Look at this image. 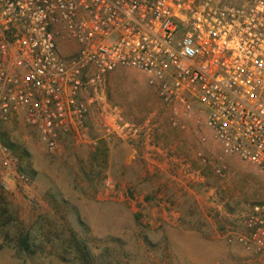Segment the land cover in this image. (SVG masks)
I'll use <instances>...</instances> for the list:
<instances>
[{
    "label": "built area",
    "instance_id": "2783aa9c",
    "mask_svg": "<svg viewBox=\"0 0 264 264\" xmlns=\"http://www.w3.org/2000/svg\"><path fill=\"white\" fill-rule=\"evenodd\" d=\"M126 68L166 106L196 117L220 150L218 176L237 157L264 177V0H0L1 186L32 181L1 138L6 126L22 119L54 152L87 131L107 81ZM102 118L107 140L132 146L145 132L117 108ZM225 236L248 264H264V201Z\"/></svg>",
    "mask_w": 264,
    "mask_h": 264
},
{
    "label": "rangeland",
    "instance_id": "374dc122",
    "mask_svg": "<svg viewBox=\"0 0 264 264\" xmlns=\"http://www.w3.org/2000/svg\"><path fill=\"white\" fill-rule=\"evenodd\" d=\"M104 108L142 124L140 140L105 139ZM204 130L194 115L166 106L134 68L112 74L87 131L64 137L54 152L13 120L1 138L32 181L0 184V264H248L225 234L264 201V177L237 157L225 158L227 175L218 176L220 150ZM184 132L201 143L188 167L170 159Z\"/></svg>",
    "mask_w": 264,
    "mask_h": 264
},
{
    "label": "crops",
    "instance_id": "0c3cea01",
    "mask_svg": "<svg viewBox=\"0 0 264 264\" xmlns=\"http://www.w3.org/2000/svg\"><path fill=\"white\" fill-rule=\"evenodd\" d=\"M181 135L183 136L182 139L180 141L176 139L174 143V145L176 146L175 148L179 150L180 153L175 155L174 157H171L170 159L179 160L180 161L179 164H181L182 166L188 167L190 166L189 160L190 158H192L191 155L194 153V150H195L194 147L195 148L200 147L201 143L197 141H192V134L190 132H184ZM163 157H166V156L164 155ZM172 173L173 172H171L170 170L167 174L173 179L175 178V176H173ZM233 245L240 246L238 244H233Z\"/></svg>",
    "mask_w": 264,
    "mask_h": 264
},
{
    "label": "trees",
    "instance_id": "16d2710c",
    "mask_svg": "<svg viewBox=\"0 0 264 264\" xmlns=\"http://www.w3.org/2000/svg\"><path fill=\"white\" fill-rule=\"evenodd\" d=\"M10 145V144H9ZM11 146V145H10ZM11 148H12V146H11Z\"/></svg>",
    "mask_w": 264,
    "mask_h": 264
}]
</instances>
